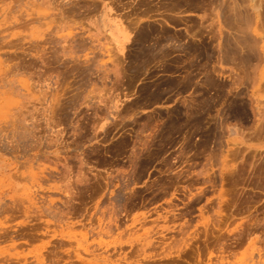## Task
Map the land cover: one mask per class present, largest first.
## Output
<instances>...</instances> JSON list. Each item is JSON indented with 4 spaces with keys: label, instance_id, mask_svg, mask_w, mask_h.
I'll list each match as a JSON object with an SVG mask.
<instances>
[{
    "label": "rangeland",
    "instance_id": "1",
    "mask_svg": "<svg viewBox=\"0 0 264 264\" xmlns=\"http://www.w3.org/2000/svg\"><path fill=\"white\" fill-rule=\"evenodd\" d=\"M0 264H264V0H0Z\"/></svg>",
    "mask_w": 264,
    "mask_h": 264
},
{
    "label": "bare ground",
    "instance_id": "2",
    "mask_svg": "<svg viewBox=\"0 0 264 264\" xmlns=\"http://www.w3.org/2000/svg\"><path fill=\"white\" fill-rule=\"evenodd\" d=\"M20 1V0H19ZM18 2V1H17ZM37 3V2H36ZM74 3V2H73ZM72 3V4H73ZM69 17V16H68ZM21 18V17H20ZM25 23V22H24ZM27 24V23H26ZM20 42V41H19ZM40 43V42H39ZM70 43V42H69ZM39 46V45H38ZM72 47V46H71ZM35 49V48H34ZM32 50V49H31ZM70 50V49H69ZM38 52V51H37ZM55 54H58L57 52ZM70 55V54H69ZM66 56V55H65ZM74 62V61H73ZM18 63V62H17ZM16 67V66H15ZM25 67V66H24ZM10 71V70H9ZM13 72V71H12ZM54 72V71H53ZM58 72V71H57ZM60 72V71H59ZM51 74V73H50ZM57 74V73H56ZM5 75V74H4ZM29 77V76H28ZM56 84V83H55ZM59 86V85H58ZM20 92V91H19ZM93 92V91H92ZM85 96V95H84ZM59 105V104H58ZM48 108V107H47ZM53 110V109H52ZM45 112V111H44ZM60 118V117H59ZM59 122V121H58ZM57 125V124H56ZM59 126V125H58ZM33 136V135H32Z\"/></svg>",
    "mask_w": 264,
    "mask_h": 264
}]
</instances>
